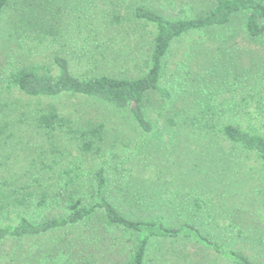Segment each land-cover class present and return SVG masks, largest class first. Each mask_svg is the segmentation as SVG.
<instances>
[{"label":"rangeland","instance_id":"1","mask_svg":"<svg viewBox=\"0 0 264 264\" xmlns=\"http://www.w3.org/2000/svg\"><path fill=\"white\" fill-rule=\"evenodd\" d=\"M170 1L13 0L10 3L0 18V120L7 121L14 135H4L5 141L0 142V173L10 175L32 170L37 177L45 163L50 167L43 169L49 172L43 175L48 178L45 180L58 183L55 173L62 175L67 160L54 164L50 156V160L46 157L50 147L46 146L43 133L39 135L32 124L33 112L56 108L59 116L72 122L70 128L75 131L84 120L105 126L104 141L100 143L103 155L81 152L65 128L59 131L63 140L56 144L57 153L64 144L72 151L70 161L76 159L81 166L80 190L89 199V205L96 202L95 173L106 161L107 176L123 172L141 197L153 194L155 189L159 196L163 194L169 200L166 204L170 208L188 205L183 202V195L177 197L181 201L173 200L181 181H185L181 194L182 190L183 194L191 190L204 196L219 192L221 197L211 204L224 206L230 218L247 222L245 227L256 228L263 236L264 172L256 158L232 150L228 144L223 146L227 155L222 157L212 139L205 145L198 131L196 135L185 126L177 128L167 123V118L174 119L175 113L186 104L195 111L225 109V123L239 126L248 125L250 116L246 114L259 113L255 99L250 97H256L258 102L260 96L264 97V40L250 38L243 22L235 21L230 27L208 35L199 33L182 38L172 46L164 60L162 85L173 92V98L163 100L152 95L146 102L145 114L154 128L150 134L131 120L129 112L100 101L70 95L32 98L11 84V77L19 70L39 69L56 75L57 56L68 58L79 72L89 70L117 78L141 77L150 59L156 29L138 21L134 12L145 7L184 17L180 9H175L177 6H170ZM113 14L121 17L122 23L110 28L109 34L102 32L104 35L96 40L91 30L102 31L103 17L110 20ZM95 45L101 46L105 55L98 59L102 62L100 66L88 68L81 48ZM259 120L264 121V115ZM213 170L222 172V177ZM155 175L161 177L153 184ZM130 203L126 202L127 208L133 205ZM161 205L162 202L148 201L133 206L136 210L140 206L151 211ZM121 207L124 211L125 206ZM29 210L36 221L60 218L65 213L63 206L54 200L45 208L31 204ZM219 219V223L228 221L225 215H219ZM222 234L218 237L220 242L241 249L231 236L225 239ZM135 242L134 235L125 231H104L102 214H98L79 227L0 242V264H122ZM244 251L251 257L259 253L253 249ZM217 259L213 252L192 242L156 241L150 246L146 264H224Z\"/></svg>","mask_w":264,"mask_h":264},{"label":"trees","instance_id":"2","mask_svg":"<svg viewBox=\"0 0 264 264\" xmlns=\"http://www.w3.org/2000/svg\"><path fill=\"white\" fill-rule=\"evenodd\" d=\"M12 1L0 0V18ZM169 4L177 6L175 9H180L184 17L163 14L145 7H138L134 12L138 21L156 29L150 59L141 77L117 78L107 74H95L89 70L79 72L68 58L57 56L54 59L58 70L56 75L39 69L19 70L11 77V84L18 91L32 98L70 95L100 101L118 110L129 112L131 120L143 132L152 133L154 128L147 120L145 104L152 95H159L163 100L173 98V92L162 85V79L165 71L164 60L176 42L199 33L208 35L218 32L230 27L235 21L243 22L244 31L250 38L264 40V3L260 1L172 0ZM182 8L190 13L182 12ZM100 20L97 22L99 23ZM116 23H122V18L113 14L112 18L107 20L105 16L100 24L102 31L94 28L90 34L98 40L104 35L102 32L109 34L110 28ZM100 47L95 45L90 49L81 48L84 50L82 54L86 67L101 65L102 62L98 59L103 58L105 54L101 52ZM253 99L259 113L246 114L250 116L247 126L225 123L227 115L225 109L209 108L195 111L190 110L189 104L182 106L175 113L174 119L167 118V123L171 127L185 126L190 131H198V137L205 145L212 139L222 157L227 155L223 148L225 144H228L232 150H241L245 156L255 157L261 171L264 172V121L259 120L264 115V97L260 96L259 102L256 97H250V100ZM32 118L36 132L39 135L43 133L46 146L48 144L50 147L46 157L50 156L54 164L57 161H61L60 164L64 160L67 161L62 175L55 173L59 179L55 184H50L45 180L48 178L43 176L49 173L43 169L50 168L45 163L41 167L42 170L37 173V177H34L35 173L32 170L10 175L0 173V242L38 237L66 228L79 227L86 220L102 214L104 231L121 230L134 235L136 240L134 247L130 253L128 252V257L122 264H146L150 246L156 241L192 242L213 252L220 261L218 263L264 264V253H262L264 235L257 232L256 228L245 227L247 222L243 224L237 218H230L224 206L212 205L211 203L216 201L215 198L221 197L219 192L204 196L199 191L191 193V190L183 194L184 190H182L181 194L180 189L185 183L181 181L180 189L178 188L179 190L174 193L173 200L181 201L177 197L183 195V202L188 205L170 208L166 204L169 200L163 194L159 196L161 194L155 189L153 194L141 197L138 189H132L134 183L123 172L116 171L114 177L107 176L105 161L95 173L96 185L93 194L96 202L89 205V199L83 197L80 190L81 166L77 164L76 159L70 161L72 151L64 144H61L62 150L57 153L56 144H60L63 140L59 131L65 128L66 132L73 136L72 139L77 142V149L81 152L103 155V147L100 143L104 141V124L84 120L75 131L70 128L72 122L59 116L56 108L48 109L46 112L37 110L33 112ZM13 131L7 121L0 120V140L2 139L0 142L5 141L4 135L13 136ZM102 157L104 159V156ZM38 162L37 160L36 163ZM68 164L71 167H68ZM217 172L218 170H213V173ZM158 173L162 174V171ZM217 175L222 177V172H218ZM160 177V175L153 176L151 182L154 184V181ZM218 186L219 184L214 185L213 188ZM51 200L63 206L65 213L62 217L43 218L41 221L31 217L29 210L31 204L45 208ZM148 201L162 202L163 205L154 206L159 208H153L151 211L144 210L140 206H137L138 210L134 209L133 205H143ZM126 202H131L130 204L133 205L127 208ZM123 205L126 214L121 207ZM218 211L220 212L217 213ZM142 215L144 216L139 217ZM219 215L228 217L227 223H219ZM221 233L225 239L231 236L241 249H253L259 253L251 257L240 248L227 247V242L218 240Z\"/></svg>","mask_w":264,"mask_h":264}]
</instances>
